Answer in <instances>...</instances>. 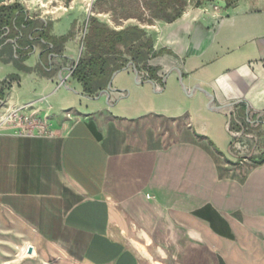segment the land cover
Listing matches in <instances>:
<instances>
[{"label": "crops", "instance_id": "1", "mask_svg": "<svg viewBox=\"0 0 264 264\" xmlns=\"http://www.w3.org/2000/svg\"><path fill=\"white\" fill-rule=\"evenodd\" d=\"M189 1L142 26L155 78L126 65L87 94L67 77L81 1L0 0L32 22L0 34V258L23 243L69 264H264V163L225 161L234 114L264 126V0ZM46 26L72 31L60 51ZM35 111L45 134L8 117Z\"/></svg>", "mask_w": 264, "mask_h": 264}, {"label": "trees", "instance_id": "2", "mask_svg": "<svg viewBox=\"0 0 264 264\" xmlns=\"http://www.w3.org/2000/svg\"><path fill=\"white\" fill-rule=\"evenodd\" d=\"M107 0H99L104 2ZM119 2L121 7L127 8L123 0H110ZM194 5H201L211 0H193ZM228 4L234 0H225ZM139 13L129 12L120 17L125 20L134 18L138 23L123 25L114 28L95 16L88 18L87 32L82 40L83 49L78 57L72 77L82 84L83 91L93 94L105 88L110 76L117 70L133 62L138 71H146L148 77L155 78V70L147 64L149 58L162 53L153 49V39L142 25L152 24L155 20L172 22L181 15L188 4V0H128V3ZM141 9L150 12L148 17ZM22 9L19 5H0V34L3 29H10L12 25L19 27L24 23L30 25L31 21H24ZM48 26L40 32L46 41L53 45L54 51H60L63 43L72 36V31L53 37L47 34ZM17 53L19 51L17 50ZM264 163V158L257 164ZM256 164V165H257Z\"/></svg>", "mask_w": 264, "mask_h": 264}, {"label": "rangeland", "instance_id": "3", "mask_svg": "<svg viewBox=\"0 0 264 264\" xmlns=\"http://www.w3.org/2000/svg\"><path fill=\"white\" fill-rule=\"evenodd\" d=\"M61 1L63 3L60 4L61 7H64V4L68 5L69 0ZM80 1L82 9L76 7L70 13L71 16L81 20L79 27L80 38L82 37L85 19L89 18L90 16H95L114 28H121L123 25H125V22H128L127 24L138 23V21L134 18H129L125 20L120 19L121 16L129 12H133L136 14L139 13V11L137 12L129 4H127L128 0H123L127 8L121 7L119 2H112L110 0L101 3L98 2L99 0ZM189 3L194 4V1L190 0ZM7 4H17L19 5V8H23V6H21L17 2H10ZM57 5L58 4H55V7ZM31 10H35L37 14L41 12L40 9H37V6H34ZM62 10L63 9H60V11ZM141 11L144 12L145 17H148L150 14V12L147 10L141 9ZM28 118H30L32 121V123L30 124L34 125L32 126L33 129H41L43 128V126L47 127L49 125L47 117L45 115L39 114V111H35V113L30 114ZM30 124L29 126L31 127ZM168 126L169 124L165 122L162 125V129L165 130L166 128H169ZM230 128L232 131L236 132L237 135L236 137H233V143L230 147L231 158L226 159L225 161L228 162L230 166H233L234 168H237L242 171L255 166L260 160L264 158V126H248L245 122V117L243 115L234 114L231 117ZM246 134L249 136H247ZM241 137H244V140ZM236 138H240L239 142L238 140H236ZM224 152L228 154V151L226 149ZM27 246H30V244L15 243L13 254L9 255L10 258H8V260H6L5 258H0V264H69L68 260L61 259L53 255H49V257L42 258L40 254L34 253L33 250L31 251V253H27ZM163 264H166L165 260L163 261Z\"/></svg>", "mask_w": 264, "mask_h": 264}, {"label": "built area", "instance_id": "4", "mask_svg": "<svg viewBox=\"0 0 264 264\" xmlns=\"http://www.w3.org/2000/svg\"><path fill=\"white\" fill-rule=\"evenodd\" d=\"M214 8L216 9L217 5H214ZM87 26H88V20L85 21V24L83 26V33H82V37H81L82 40H83V38L87 32ZM82 49H83V43L81 44V50ZM75 64H76V62L70 67L69 73L67 74V77L71 76L72 71L75 68ZM138 78L146 79V78H148V73L146 71H138ZM157 88H159V86ZM8 117L11 118L12 121H18V122L22 123V126H20V127L23 128L25 131L32 132L33 130H36L40 134H43V133L45 134L48 132V129H47L48 126L47 127L43 126V128H41V129L40 128L33 129L32 126H34V125L30 124V123H32V121L30 118H28V116L9 115ZM29 124L31 125V127L29 126Z\"/></svg>", "mask_w": 264, "mask_h": 264}, {"label": "water", "instance_id": "5", "mask_svg": "<svg viewBox=\"0 0 264 264\" xmlns=\"http://www.w3.org/2000/svg\"><path fill=\"white\" fill-rule=\"evenodd\" d=\"M130 65L133 66V70L135 72V75L138 78V70H137V68L132 63H128L127 64V66H130ZM110 90H111V86H110V81H109L108 84H107V86H106V88L103 89L102 92H104L105 94H108ZM183 90H184V88H183ZM209 103H212V99H210ZM217 108H220V106H218ZM28 252H31V247L28 248Z\"/></svg>", "mask_w": 264, "mask_h": 264}, {"label": "bare ground", "instance_id": "6", "mask_svg": "<svg viewBox=\"0 0 264 264\" xmlns=\"http://www.w3.org/2000/svg\"><path fill=\"white\" fill-rule=\"evenodd\" d=\"M29 247H30V246H29ZM29 247H28V248H29ZM31 251H32V250H31ZM27 253H31V252H28V249H27Z\"/></svg>", "mask_w": 264, "mask_h": 264}]
</instances>
